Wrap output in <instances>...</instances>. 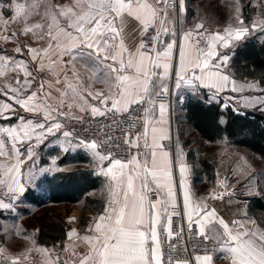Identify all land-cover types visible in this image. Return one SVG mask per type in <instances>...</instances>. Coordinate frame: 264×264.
Masks as SVG:
<instances>
[{
	"label": "snow or ice",
	"instance_id": "6c2138e0",
	"mask_svg": "<svg viewBox=\"0 0 264 264\" xmlns=\"http://www.w3.org/2000/svg\"><path fill=\"white\" fill-rule=\"evenodd\" d=\"M184 4L185 0H69L63 4L49 0H0V24L7 25L10 19L22 25L20 35L31 34L47 42L42 49L25 45L32 61L37 62L35 71L46 70L56 77L55 85H64L55 87L58 103H48L54 85L48 83L46 87L42 81L33 88L36 76L29 70L28 62L0 54V77L9 70L16 73L15 85L0 86V95L5 98L0 100V120H16L8 126L0 124V210L14 211L26 185H32L44 172L33 171L35 149L56 132L64 138H75V142H67L65 152L70 147L89 149L98 158L100 174L112 182L108 207L89 226L90 234L80 238L87 246L84 253H77L73 245L70 257L62 259V254L56 253L53 259L48 249L35 246L15 255L0 247V264H25L34 251L44 256L43 264H215L216 259L228 260L229 264H264V228L247 218L246 213L244 219L228 221L216 208L194 201L185 183L188 168L183 161L179 166L182 206L177 203L170 149L163 143L171 137L161 126L168 105L157 103L158 98L169 94L168 81L173 75L175 88L182 84L192 92L207 88L213 96L228 89L229 84L233 92L259 88L260 82H245L237 87L227 74L230 57L220 53L219 48H228L258 28L264 31V19H254L246 25L237 15V24L225 27L223 32L208 33L203 23L184 30L180 27ZM41 5L43 13L39 11ZM4 9L10 10L9 18H5ZM170 9L174 13L171 19ZM234 11L240 12L239 0H235ZM37 15L44 23H29ZM129 18L140 26L142 38L135 51L125 45ZM150 29L154 35L150 40L143 39ZM178 31L182 32L179 45ZM16 36L13 32L3 39L19 43ZM15 52L22 54L23 50L16 47ZM65 56L69 57L67 61ZM77 62L92 73L86 87H82L84 80L76 69ZM101 65L107 69L102 75L98 73ZM57 67L62 71H57ZM68 71L75 83L69 79ZM94 83L105 85L107 94L93 92ZM259 91L264 93V88ZM85 92L100 103L90 106L91 116L111 121L100 128L108 130L102 142L110 149L106 154L100 153L95 139H79L74 129L62 131L60 118L70 117L73 107L81 111L89 107ZM239 99L244 107L264 112V95ZM19 109L42 115L43 119H26L19 115ZM71 118L83 122V117ZM111 133L125 137L127 158L121 155L119 135ZM181 154L177 145V156ZM25 160L33 161L27 172L23 171ZM104 161H108L107 168L103 167ZM222 196L220 193L211 198ZM174 218H178L175 224ZM76 235L75 229L68 233L69 239ZM64 252H69L68 246Z\"/></svg>",
	"mask_w": 264,
	"mask_h": 264
},
{
	"label": "crops",
	"instance_id": "0c3cea01",
	"mask_svg": "<svg viewBox=\"0 0 264 264\" xmlns=\"http://www.w3.org/2000/svg\"><path fill=\"white\" fill-rule=\"evenodd\" d=\"M174 13L172 10H169V18L173 17ZM194 28V27H193ZM193 28H184V30L193 29ZM182 32L176 37L177 45H179L181 41ZM125 45L128 47L130 51H135L136 47L139 44L140 39V26L139 22L134 20L133 18H129V23L125 29ZM169 37H165V40H169ZM46 47L45 43L38 49H42ZM233 54V52H232ZM229 55V54H228ZM231 58V53L229 55ZM31 64H33L34 68H37V62L32 61L31 56L29 57ZM55 58V57H53ZM47 61V58H45ZM69 57L65 56L64 60L67 61ZM176 67V59L175 55L173 58V72ZM76 69L80 73L81 77L84 80V85L82 87H86L90 81L89 77L92 76L91 71L83 66L82 63H76ZM57 71H62L61 68L57 67ZM107 69L101 65L98 69V73L102 75ZM227 74L230 78L236 81V77L232 75L228 70ZM37 82L33 88L38 87V85L43 81L45 82V86L47 87L48 83H52L54 88L52 89V96L49 98L48 103L53 105L58 103L59 93L55 91V87L63 88L64 85H55L56 77L50 75L46 70L45 71H36ZM69 79L74 83L75 78L72 77L71 71H68ZM174 75L168 81L169 86V94L167 96H162L157 99V103L164 102L168 105V111L165 114V120L161 125L165 131V134L170 137L177 138L175 133V126L178 113V105L181 106V110H184L186 102L182 104V98L185 96L188 98L189 95L204 97L208 96V98H212V92L207 88H200L197 92H192L190 88L186 85H181L179 89L174 87L173 84ZM92 91H104L105 95L107 94L105 85L101 83L92 84ZM226 93H234L231 90V84H229L228 89L225 91L219 92L216 95L221 96ZM85 96L88 100L89 107L85 111H81L79 107H73L71 109V114L75 117H81L87 112L90 113V106H100L98 100H93L91 97H87L85 92ZM5 99L4 97L1 99ZM224 100L223 104H227L225 98H221ZM15 106V105H14ZM19 108V106H15ZM91 114V113H90ZM19 115H23L26 119L32 118L35 120H42V115H36L34 113H29L24 111L23 109H19ZM16 123L15 118L11 121H3L0 120V124L4 126H8L9 124ZM63 131V130H62ZM79 139H86L82 136H78ZM59 138V139H58ZM49 141L50 150L46 152L39 151V148H36L35 151L37 155L34 157L35 167L33 171L37 169H44V172L41 173L35 182L32 185H26V190L21 196L20 200L15 202L14 211L9 212L8 210H0V215L4 216L6 220H10L8 226L12 227L13 225H18V221L13 222L14 219H22L29 214L30 211H33L37 208H41L49 203L52 204H68L67 213H63L61 215V219L57 223H38L34 227H24L20 232V240L23 244L26 240V234H32L36 242L29 247L28 244L24 245L21 249L25 251L26 249L38 247L43 249H48L52 253V258H55L56 253H61V258L70 257L71 256V247L75 245V249L77 253H84L87 250V246L85 243L81 241V237L84 235L90 234L88 232L89 226L94 223V220L99 217V215L104 213V209L108 207L109 201L112 199L111 195V187L112 182L109 177L100 174V167H98V158H94L89 149L80 147H70L68 152H65L64 147H68V141L73 140L75 142V138H64L61 132H56L55 135H49L47 138ZM93 140V139H88ZM177 145H179V149L182 151V154L177 156ZM25 147L27 146V142H25ZM190 147H186L184 143L182 144L180 141H176L175 150H170V159L172 160V173H173V184L174 189L176 191L177 203L182 206L183 201V189L180 187V174H179V166L180 161H183L184 164L187 165L188 171L185 174V183L187 188L189 189L190 195L194 201H202L207 204L209 208H216L217 212L220 216L224 217L226 220L231 221L232 219H244L245 213L247 214V218L254 219L258 225L264 228V209L261 204L264 203V188L258 182V179L255 177L253 173V169L251 163L244 153L238 151V162H234V165L228 161V155L221 156L219 159L218 165L216 167V185H211L210 190H203L199 187V183L194 180V170L192 163L188 158V151ZM101 154H106L107 152L98 149ZM236 153V151H235ZM33 161L25 160V164L23 166V171L27 172L29 165H32ZM103 167H108V161L103 162ZM49 169H51L49 171ZM84 171L89 172L90 176H97L100 178V185L104 186L107 190V195L104 197V206L100 211H87L83 212L82 206H76L78 201H51V193H50V185L47 181L48 177H53L59 173H70L74 171ZM216 186V187H215ZM93 190L90 189L89 194L92 195ZM121 201H122V193L123 188L119 190ZM223 193L222 198L212 199L213 195H219ZM85 198V197H84ZM5 220V219H4ZM14 223V224H13ZM21 226L23 223L21 222ZM48 225L52 226L53 232L56 234L59 233L60 236L56 237L50 243L40 242L39 235L42 229V226H45V229L48 228ZM248 227H252L248 225ZM73 229L76 230L77 235L69 239L68 233ZM68 246L69 252H64V248ZM0 247H4L7 249V253L12 255L18 254L12 246L8 245L6 241L2 243L0 241ZM28 260H33L35 264H43L44 256H42L38 251L32 252ZM27 260V261H28ZM215 264H229L228 260L224 259H216Z\"/></svg>",
	"mask_w": 264,
	"mask_h": 264
},
{
	"label": "rangeland",
	"instance_id": "374dc122",
	"mask_svg": "<svg viewBox=\"0 0 264 264\" xmlns=\"http://www.w3.org/2000/svg\"><path fill=\"white\" fill-rule=\"evenodd\" d=\"M7 2V0H5ZM52 4H63L68 3L69 0H49ZM234 4L235 0H185L184 8L185 11L180 17V27L183 29L185 28H193L197 23H203L205 27L208 30V33H215V32H223V29L225 27H228L229 25H236L237 20L236 16H241L246 25H250L251 22L255 20H262L264 19V0H239V6H240V12L237 13L234 11ZM4 15L5 18L10 17V10L4 9ZM39 11L43 13L44 11V5H41L39 8ZM34 22H41L44 23V21L41 20V17L39 15L34 16L29 23ZM22 25L13 23L9 19V23L7 25L0 24V54H7L8 56L15 57L16 59H24L28 62V68L30 71H33L34 75L36 76V80L34 81L33 86L36 85L37 82V75L35 68L33 64H31L30 61V55L28 54L27 48L25 45H30L33 48H40L44 43L45 46H47L46 40H38L34 37H32L31 34L24 36L20 35V28ZM46 31V28H45ZM203 31V30H201ZM16 32V40L19 41V43H16L14 41H4L3 36L4 35H10L11 33ZM180 34V31H178L177 36ZM257 35L260 39H264V31H261L259 28L255 31L249 32L247 35H245L243 38H241L238 41H233L231 45L228 48H219V52L223 54H229L231 53V58L229 60V66L232 59V56L235 53V50L249 37ZM16 47H21L23 50L22 54H18L15 52ZM233 52V54H232ZM232 75V71L228 67L227 69ZM20 79L23 80L22 70ZM237 87H239L241 84H244L245 82H259L258 80L252 79V78H237ZM16 83V73L9 70L5 76L0 77V86H3L5 84H11L15 85ZM259 88H264L259 83ZM259 88L256 90H245L244 92H234V93H226L222 94L221 96H212L211 100L213 101H219L221 98H225L227 104H223V108H227L231 106L234 110L239 109L237 112L245 113L247 110H253L257 112L259 111L257 108L254 107H244L243 102L239 99L242 96H261L264 95V93L259 91ZM3 98L2 95H0V100ZM187 101V98L183 96L182 98V104ZM224 103V100H223ZM227 105V107H225ZM181 106L178 105V113H176V116L178 117L176 120L175 126V133L177 135L174 138L175 145L176 141H180L182 144L187 140L188 138H196L195 142L190 146V148H194L198 155L203 153H212V154H218V160L217 165L219 162V159L221 156L228 155L229 157L228 161L234 165V162H238V151H241L246 155L249 162L251 163L253 173L255 174V177L258 179V182L261 186L264 188V162L258 159L257 157L253 156L251 153H247L243 149L230 145L227 143V140H221L217 142H203L201 139L198 138V134L196 131H194L187 123L186 120V108H183L184 110H181ZM67 110V108H65ZM264 113V112H262ZM72 115V114H71ZM73 116V115H72ZM65 130V129H62ZM184 134L185 136H182ZM71 139L74 137H70ZM79 138V137H78ZM86 140H88L86 138ZM50 140L45 139L42 144L39 145V151H42L43 153L50 150V147H47ZM90 141V140H88ZM236 151V153H235ZM217 167V166H216ZM216 173V170H215ZM215 181V182H214ZM199 187L203 190H210L211 185H216V179L212 180L209 179L208 176L204 173L199 175ZM216 187V186H215ZM92 194L101 197L104 199L107 195V190L104 186H99L96 190L92 192ZM84 203L82 200L76 203V206H82ZM68 204H52L49 203L45 206H42L41 208H37L33 211H30L29 214H26L25 217L20 219H14L13 222L18 221V225H13L12 227L8 226L10 223V220H6V218L2 215H0V241L6 243L14 249V252L17 253L21 252V248L24 245H27L31 247L35 242L36 239L32 234L28 235L26 234L25 238L26 240L24 243H21L20 240V232L24 229V227H34L38 223H57L61 219V215L63 213H67L68 211ZM5 219V220H4ZM9 222V223H8ZM21 222L23 225L21 226ZM14 224V223H13ZM10 225V224H9ZM19 232V235L17 234Z\"/></svg>",
	"mask_w": 264,
	"mask_h": 264
},
{
	"label": "trees",
	"instance_id": "16d2710c",
	"mask_svg": "<svg viewBox=\"0 0 264 264\" xmlns=\"http://www.w3.org/2000/svg\"><path fill=\"white\" fill-rule=\"evenodd\" d=\"M230 70L237 78H252L258 80L264 87V39L254 35L245 40L232 56ZM186 120L203 142L227 140V143L251 153L264 162V113L247 110L237 112L231 106L223 108V100L213 101L208 96L189 95L185 104ZM182 136H185L182 134ZM196 138H188L184 145L190 147ZM188 158L194 170V180L199 181V175L206 174L209 179H216L218 154L203 153L198 155L194 148L188 151ZM51 201L84 199L82 211H100L104 199L89 191L96 190L100 178L81 170L70 173H59L48 177ZM215 182V181H214ZM85 197V198H84ZM264 209V203L261 204ZM60 236L52 230V226H42L39 241L50 243Z\"/></svg>",
	"mask_w": 264,
	"mask_h": 264
},
{
	"label": "built area",
	"instance_id": "2783aa9c",
	"mask_svg": "<svg viewBox=\"0 0 264 264\" xmlns=\"http://www.w3.org/2000/svg\"><path fill=\"white\" fill-rule=\"evenodd\" d=\"M154 35V32L150 29L149 33L143 37V39L145 40H150V37ZM71 117H75V116H70L68 118H60L61 122L64 124V128L65 130H69L72 131L73 129L75 130L76 133H78L80 136H82L83 138H87V139H95L97 141V143L100 145V149L108 152L110 151V149H108L107 147H105L103 145V140H104V133L107 132V128H104L103 131L100 130L101 125L105 124V123H110V120H106L104 117H100V116H96L95 118H93L91 116L90 113H86L83 116V122H78L74 119H72ZM142 127V126H141ZM87 128L88 131L85 132L84 129ZM113 135H119V133H111ZM125 139L124 136L119 135V140L121 142V155L124 158L126 157V153H125V149L123 147V140ZM164 145L166 146V148L170 149L171 151L175 150V140L173 137H171V139L168 140H164L163 141ZM111 151L115 152V149H111ZM134 151V150H133ZM178 220V218H174V224L176 223V221ZM25 264H35L33 260H28L25 262Z\"/></svg>",
	"mask_w": 264,
	"mask_h": 264
}]
</instances>
